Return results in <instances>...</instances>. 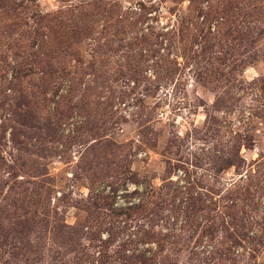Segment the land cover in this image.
Segmentation results:
<instances>
[{"label":"rangeland","instance_id":"374dc122","mask_svg":"<svg viewBox=\"0 0 264 264\" xmlns=\"http://www.w3.org/2000/svg\"><path fill=\"white\" fill-rule=\"evenodd\" d=\"M0 264H264V0H0Z\"/></svg>","mask_w":264,"mask_h":264}]
</instances>
